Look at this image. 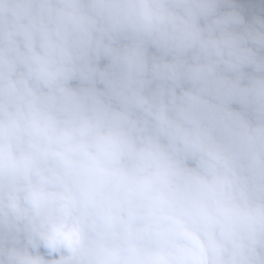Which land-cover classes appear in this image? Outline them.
<instances>
[{
  "label": "clouds",
  "instance_id": "obj_1",
  "mask_svg": "<svg viewBox=\"0 0 264 264\" xmlns=\"http://www.w3.org/2000/svg\"><path fill=\"white\" fill-rule=\"evenodd\" d=\"M0 264H264V0H0Z\"/></svg>",
  "mask_w": 264,
  "mask_h": 264
}]
</instances>
